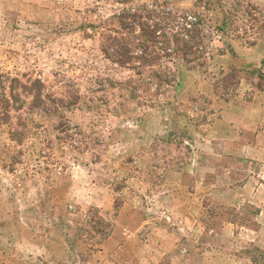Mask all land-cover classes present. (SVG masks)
Segmentation results:
<instances>
[{
	"label": "rangeland",
	"instance_id": "374dc122",
	"mask_svg": "<svg viewBox=\"0 0 264 264\" xmlns=\"http://www.w3.org/2000/svg\"><path fill=\"white\" fill-rule=\"evenodd\" d=\"M260 2L258 6L251 0H0V185L25 187L20 202L13 189H0V196L10 203L4 210L12 212L6 221L0 220V260L157 264L162 255L147 250L148 221L155 217L157 224L163 219L171 227L169 233L163 232L164 238L155 235L158 244L168 250L182 247L186 264H204L202 244L216 241L217 264H264V232L250 246L242 236L237 242H229L227 235L206 236L225 221L239 219L241 226L243 218L259 210L256 206L238 209L206 200L199 205L184 194L180 208L176 201L146 190L148 184L155 191L163 182L170 186L177 180L173 173L164 179L151 168L175 169L188 162L191 148L182 140L185 120L201 128L212 116L214 98L199 94L194 85L200 79L212 82L217 96L234 97V86L227 93L223 90L224 77L232 69L223 71L214 59L224 51L235 54L227 44L230 40L250 44L264 38ZM158 6L157 13L162 6L196 14L205 43L199 62L203 67L195 63L189 69L181 59H162L139 75L105 57L102 35L115 16L130 7L150 11ZM181 68L184 75L178 72ZM244 72L241 78L254 80L264 90V73ZM147 136L153 137L154 156L136 164L130 155L137 147L146 149L142 140ZM2 166L15 175L2 173ZM235 171L239 181L247 172L243 164ZM65 177L72 178L77 191L89 189L80 203L59 206L51 203L48 190L32 192L39 184L57 183L61 188L56 196L63 199ZM135 184L138 190L133 189ZM134 193L137 202L132 201ZM181 211L197 214L189 236L179 229L182 223H173ZM172 255H166L164 264L173 263Z\"/></svg>",
	"mask_w": 264,
	"mask_h": 264
},
{
	"label": "crops",
	"instance_id": "0c3cea01",
	"mask_svg": "<svg viewBox=\"0 0 264 264\" xmlns=\"http://www.w3.org/2000/svg\"><path fill=\"white\" fill-rule=\"evenodd\" d=\"M251 1L253 3L259 2L257 3L258 6L261 4L260 0ZM263 2L264 0H262ZM227 44L231 45L235 54L224 51L214 59L215 62L222 65L221 69L223 71L231 68L240 71V73H245V70H260L264 73V38L250 44L235 43L232 40ZM183 68L185 69V67ZM183 68L178 69V72H183L182 75H184ZM193 89H198L199 94H210L214 98L212 116L207 122L208 124L201 126V128L190 124L189 120H185L187 124L182 128L185 133L182 140L185 145L191 148L188 162L182 163V167L178 166L175 169L170 166L151 168L153 173L161 172L164 179L167 177L166 175L173 173L177 180L170 186L167 182H163L159 187L160 189L155 191L148 184L146 190L159 197L176 201L180 208H183L180 202L184 201V194L187 196L188 201L199 205L206 200L216 206H256L259 210L254 216L250 215V218H243L241 226L239 219L225 221L221 227L212 229L206 234V236L213 235L214 238L227 235L230 238L229 242H237L242 236V238H245L246 245L250 246L255 243L254 239L264 232V90H259L254 80L248 82L244 77L241 78L234 97L228 99V101H224L216 95L212 82L209 84L208 81H201L200 79ZM142 141L146 149L143 150L137 147L130 155L136 164L137 160L142 157L153 158L154 156V152L150 148V145L153 144V137L147 136ZM239 164H243L244 170L247 171L242 175L240 181L237 179L235 171ZM251 166H254L256 171L252 170ZM4 172L9 171L2 166V173ZM135 172L140 173L137 167H135ZM35 173L38 172L35 171ZM9 175L14 176L15 174L9 172ZM135 178H131V181ZM64 180L66 184L62 191L63 199H58L56 196V191L61 188L57 183L54 186L39 184L32 192L46 194L45 192L48 190L52 195L51 203L59 206L68 201L80 203L79 201L84 198L83 193L89 189L83 191L78 188L77 191L73 186L72 178L65 177ZM23 186V184L0 185V189L4 191L13 189L17 192V198H19L17 201L20 202V196L24 195L25 192ZM133 186L134 190H138L136 184ZM134 195L137 194L134 193ZM3 198L1 195L0 220L6 221L12 212L11 210L9 212L4 210L3 206L10 203H8L9 199ZM146 198L151 197L147 195ZM133 200L137 202L138 195L134 196ZM125 205H127V202H125ZM186 213L187 211H181L173 223L175 221L176 223H182L179 229L185 231L189 236V230H194V228L191 229V226L195 225L194 223L198 221V218L196 217L197 214L188 216ZM4 216L6 217L4 218ZM163 216L172 222L169 214L163 213ZM148 223L151 231L149 232L150 245H148L147 250L162 255L157 264H164L163 260L167 258V254H173L174 261L172 264H186L184 262L186 259L184 252H187L186 250L182 247L178 248V246L168 250L158 244L159 239H155L157 233L163 235L164 238L165 233L163 232L167 231L169 233L171 227L163 219L157 224L158 221L155 217H152ZM200 236H202V230L201 235L198 237ZM212 244L209 243V246L205 243L202 244L200 255L204 258V264H217L218 262L219 242L216 241ZM147 263L154 264L148 261ZM0 264L14 263L11 260H0Z\"/></svg>",
	"mask_w": 264,
	"mask_h": 264
},
{
	"label": "trees",
	"instance_id": "16d2710c",
	"mask_svg": "<svg viewBox=\"0 0 264 264\" xmlns=\"http://www.w3.org/2000/svg\"><path fill=\"white\" fill-rule=\"evenodd\" d=\"M158 8L140 11L130 7L123 15L115 16L102 35L101 49L105 57L139 75L144 69L152 70L162 59H181L189 69H194L195 63L203 67L199 62L205 43L196 14L162 6L157 13ZM240 82V71L232 70L224 77V93L232 86L237 89ZM257 88L261 90L260 86ZM219 97L228 101L225 94Z\"/></svg>",
	"mask_w": 264,
	"mask_h": 264
}]
</instances>
